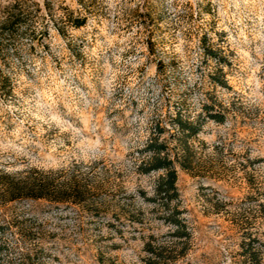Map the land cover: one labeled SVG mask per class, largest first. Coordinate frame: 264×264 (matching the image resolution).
<instances>
[{"label":"rangeland","instance_id":"obj_1","mask_svg":"<svg viewBox=\"0 0 264 264\" xmlns=\"http://www.w3.org/2000/svg\"><path fill=\"white\" fill-rule=\"evenodd\" d=\"M71 15L86 24L75 27ZM13 20L23 25L2 40L14 88L0 97V176L108 171L136 196L144 220L116 218L112 197L106 210L20 200L0 204V225L20 214L56 233L46 242L56 255L49 264H144L149 235L172 226L138 196L153 195L158 173H138L131 152L174 102L184 99L195 115L215 97L226 121L206 120L190 140L195 170L178 167L194 238L178 264H249L246 231L264 247V0H0V24ZM208 46L228 57L227 87L208 76L216 67L204 61Z\"/></svg>","mask_w":264,"mask_h":264},{"label":"trees","instance_id":"obj_2","mask_svg":"<svg viewBox=\"0 0 264 264\" xmlns=\"http://www.w3.org/2000/svg\"><path fill=\"white\" fill-rule=\"evenodd\" d=\"M69 20L75 27H82L86 24L87 16L71 15ZM21 25L23 24L18 20L0 24V97L3 99L12 95L14 85L2 65L11 56L10 51L6 50L8 45L3 44L2 40L5 34L9 35L11 27L18 30ZM205 48L204 61L213 59L216 62L215 70L208 73L211 82L222 87L229 86L223 66L230 64L227 55L212 46ZM210 100L204 102L202 111L195 115L189 111L184 99L174 102L173 106L170 105L165 110L164 115L156 114L150 123L147 141L131 152L138 173H158L153 195L140 189L138 196L153 203L154 209L160 212L159 217L172 226L167 236L149 235L144 244V264H178L192 248L194 238L191 222L184 209L179 206L178 167L186 171L195 170L199 158L190 140L198 136L206 120L218 123L226 121L228 109L215 97ZM110 197L118 203L114 211L116 218L124 217L130 224L143 222V211L136 204V196L128 193L124 181L112 180L108 171L95 172L92 167L90 171L71 174L65 170L54 172L31 168L14 175L2 172L0 176L2 205L11 201L46 200L57 206L68 204L106 210ZM258 208L260 216L264 218V200L259 202ZM241 225L245 227L243 222ZM7 229L10 230L11 239L4 237ZM122 230L119 232H123ZM246 232L250 235V241L243 244L245 261L249 264H261L264 259L263 244L255 243L256 237L253 238L251 232ZM0 234L4 238L0 242V248L6 246L9 249L5 254L0 253L1 264H49L51 258H56L52 249L46 245L56 233L46 229L36 218L16 214L0 225Z\"/></svg>","mask_w":264,"mask_h":264}]
</instances>
